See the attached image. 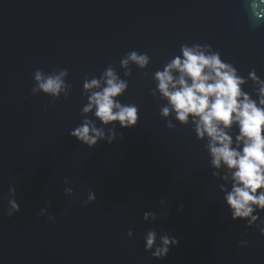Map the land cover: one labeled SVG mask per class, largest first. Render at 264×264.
<instances>
[{"label": "water", "instance_id": "obj_1", "mask_svg": "<svg viewBox=\"0 0 264 264\" xmlns=\"http://www.w3.org/2000/svg\"><path fill=\"white\" fill-rule=\"evenodd\" d=\"M184 43H208L242 77L254 69L264 80V20L251 27L246 0H0V264H264V235L231 219L207 140L174 114L169 129L159 114L167 101L151 95L154 73ZM132 50L151 62L125 77L120 60ZM108 65L128 80L117 99L138 106L139 122L116 124L123 141L89 148L69 132L84 119L85 77ZM38 68L68 69L67 99L31 93ZM244 91L257 99L251 81ZM10 186L20 211L9 218ZM90 191L97 199L83 206ZM49 200L55 222L37 219ZM146 211L170 215L145 222ZM152 229L179 241L163 259L144 250Z\"/></svg>", "mask_w": 264, "mask_h": 264}, {"label": "clouds", "instance_id": "obj_2", "mask_svg": "<svg viewBox=\"0 0 264 264\" xmlns=\"http://www.w3.org/2000/svg\"><path fill=\"white\" fill-rule=\"evenodd\" d=\"M249 6V19L252 28L259 26L264 20V0H246ZM181 55L169 60L163 70L154 73L156 87L151 95L157 100H166L167 104L160 108V116L167 120V127L174 129L175 124L170 119L175 117L181 125L190 122L198 140H207L204 145L209 153L212 176L222 180L219 185L224 193V200L231 212L233 221L245 220L247 227L259 230L264 235V220L254 214L257 210L264 211V80L253 69L247 78L239 74V70L229 62H225L219 51L208 43H184L180 46ZM151 62L147 53L135 50L128 52L120 60L124 76L131 77L132 65L146 69ZM69 75L67 68L53 69L45 73L38 68L33 74V95L43 93L54 104L63 95L69 96L72 86L66 83ZM145 77L148 76L144 72ZM251 81L252 94L244 91V86ZM129 87L128 80L121 79L116 69L108 65L97 77H85L82 95L87 97V104L81 110L84 117L82 124L69 134L80 143L94 148L100 141L112 144L117 137L123 141V132H117L116 124L122 129L135 127L139 122V108L135 104H123L117 98L124 95ZM159 93V96H157ZM44 110H48L45 105ZM93 113L96 120L105 127H97L95 120L88 118ZM111 125V127H106ZM238 128V134L233 138V130ZM65 183H68L65 180ZM231 185L229 191L227 186ZM66 196H72V188H65ZM9 208L10 218L20 211L17 203L16 188L10 186ZM97 197L90 191L83 206L94 203ZM167 203L161 198L160 204ZM46 207L41 208L39 216H47L55 222V216L48 214L52 201H46ZM178 211H183L180 205ZM170 213L162 217L155 212H144L143 220L157 221L167 219ZM259 221V223H258ZM131 238L133 232L129 231ZM159 239V243L157 240ZM145 251L151 252L155 259H163L170 248L178 246L179 241L168 234L159 235L156 230L147 231L144 236ZM248 241L241 240L240 247H247Z\"/></svg>", "mask_w": 264, "mask_h": 264}]
</instances>
